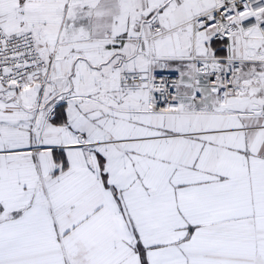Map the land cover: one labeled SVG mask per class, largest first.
Wrapping results in <instances>:
<instances>
[{
	"label": "snow or ice",
	"instance_id": "snow-or-ice-1",
	"mask_svg": "<svg viewBox=\"0 0 264 264\" xmlns=\"http://www.w3.org/2000/svg\"><path fill=\"white\" fill-rule=\"evenodd\" d=\"M0 264H264V0H0Z\"/></svg>",
	"mask_w": 264,
	"mask_h": 264
}]
</instances>
